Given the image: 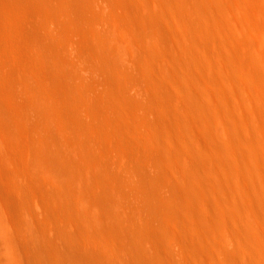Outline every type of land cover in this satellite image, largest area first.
Returning a JSON list of instances; mask_svg holds the SVG:
<instances>
[{
  "label": "bare ground",
  "instance_id": "bare-ground-1",
  "mask_svg": "<svg viewBox=\"0 0 264 264\" xmlns=\"http://www.w3.org/2000/svg\"><path fill=\"white\" fill-rule=\"evenodd\" d=\"M0 264H264V0H0Z\"/></svg>",
  "mask_w": 264,
  "mask_h": 264
}]
</instances>
